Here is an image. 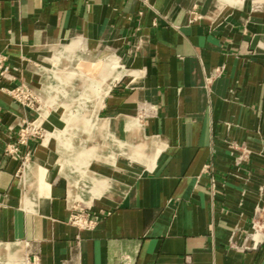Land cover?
<instances>
[{
	"label": "crops",
	"instance_id": "crops-1",
	"mask_svg": "<svg viewBox=\"0 0 264 264\" xmlns=\"http://www.w3.org/2000/svg\"><path fill=\"white\" fill-rule=\"evenodd\" d=\"M0 57V264H264V0H0Z\"/></svg>",
	"mask_w": 264,
	"mask_h": 264
},
{
	"label": "built area",
	"instance_id": "built-area-1",
	"mask_svg": "<svg viewBox=\"0 0 264 264\" xmlns=\"http://www.w3.org/2000/svg\"><path fill=\"white\" fill-rule=\"evenodd\" d=\"M9 68L6 65V58L0 57V81L8 78ZM7 94L10 95L16 102L25 107H34L36 104V98L28 93L25 89L17 87L14 89H8ZM2 122V108L0 107V124ZM43 139L44 134L34 124L23 122L18 132V143L21 145H27L30 139ZM73 222L79 227L90 228L94 225L93 220L83 211H79L75 214Z\"/></svg>",
	"mask_w": 264,
	"mask_h": 264
},
{
	"label": "rangeland",
	"instance_id": "rangeland-1",
	"mask_svg": "<svg viewBox=\"0 0 264 264\" xmlns=\"http://www.w3.org/2000/svg\"><path fill=\"white\" fill-rule=\"evenodd\" d=\"M81 65H84V63H82ZM81 65H79V69L82 71L83 69H82V66ZM81 77L83 78V76L81 75ZM89 78V79H88ZM88 78L86 77L85 78V80L84 81H82L83 83L81 84V85H92V86H97L98 85V82L100 81V74L99 73H96V74H93V75H89L88 76ZM92 82V83H91ZM78 84V83H77ZM78 85H80V84H78ZM94 89V88H93ZM90 92H91V94L93 95V91L94 90H89ZM71 95H70V100L69 101H71V102H73V104L72 105H70V106H67L65 109L63 108V107H58V106H56V107H54V106H50V107H46V109L48 110H51V111H53V109L54 108H57V111L58 112H66V111H68V112H70V114L71 115H83L85 112H87V110H91L92 108H91V105H90V102L88 103V99L89 98H91L90 97V95H84V93H85V91H84V89L82 90V89H78V90H72L71 91ZM94 111V113H95V110H93ZM65 125H66V123H65ZM62 126H63V124H62ZM45 136H44V139H46V140H48L49 141V143H51L52 142V140H53V137H52V131H46L45 132V134H44Z\"/></svg>",
	"mask_w": 264,
	"mask_h": 264
}]
</instances>
